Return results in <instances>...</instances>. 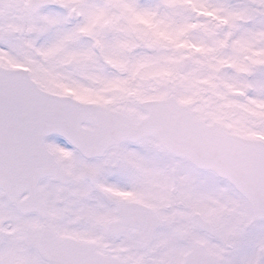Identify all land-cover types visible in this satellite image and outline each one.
I'll list each match as a JSON object with an SVG mask.
<instances>
[{"label":"snow or ice","instance_id":"1","mask_svg":"<svg viewBox=\"0 0 264 264\" xmlns=\"http://www.w3.org/2000/svg\"><path fill=\"white\" fill-rule=\"evenodd\" d=\"M0 264H264V0H0Z\"/></svg>","mask_w":264,"mask_h":264}]
</instances>
